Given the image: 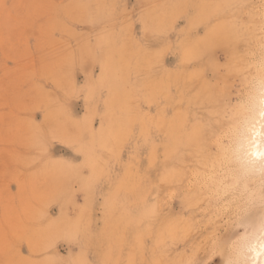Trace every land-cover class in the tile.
I'll return each instance as SVG.
<instances>
[{"label": "rangeland", "instance_id": "374dc122", "mask_svg": "<svg viewBox=\"0 0 264 264\" xmlns=\"http://www.w3.org/2000/svg\"><path fill=\"white\" fill-rule=\"evenodd\" d=\"M261 65L264 0H0V264L253 262L264 165L226 160Z\"/></svg>", "mask_w": 264, "mask_h": 264}, {"label": "bare ground", "instance_id": "6f19581e", "mask_svg": "<svg viewBox=\"0 0 264 264\" xmlns=\"http://www.w3.org/2000/svg\"><path fill=\"white\" fill-rule=\"evenodd\" d=\"M263 60V59H262ZM182 66L185 64V62H183L182 61ZM254 63V62H253ZM186 64H188V63H186ZM185 66L186 65H184V67H182L183 69H185ZM255 66V65H254ZM194 67V66H193ZM252 67V66H251ZM260 67H262V65L260 66ZM105 68H107V67H105ZM247 68V67H246ZM187 69V68H186ZM189 69V68H188ZM240 69V68H239ZM257 69H258V66H257ZM261 70V75L259 76L260 78H258L257 80H256V82H257V84L256 85H253V86H251V92H249L248 93V95L245 97V99H244V101H242V104H243V108L241 107L240 108V110H241V112L239 113L238 111L237 112H235L236 111V109L234 110V112H235V114H234V112H233V114L236 116V115H240L239 117H240V125H239V129H238V131H237V129H236V131H237V135L235 136V143H237L236 145H235V147L233 148L234 150L232 151V155L229 153V155H230V159L229 158H227L228 160H226V162L227 161H229V163L230 162H232L231 160H232V158H234L235 156L237 157L238 156V158H239V160H240V155H242L243 153L245 154V157H247V159L248 160H250L252 163H254V162H260L261 163V165H264V158H261L259 155H258V153L259 152H264V133H262V129L260 128V125L262 124V120H264L263 118H264V116H262L261 115V112H262V109H264V105H262V103H261V101L262 100H264V66L262 67V68H260L259 69V71ZM197 71V70H196ZM257 71V70H256ZM177 72V71H176ZM254 72H255V70H254ZM179 73V72H178ZM181 73H183V72H181ZM195 73V72H194ZM241 73V72H240ZM193 74V73H192ZM203 74V73H202ZM201 74V75H202ZM256 77L259 75L257 72H256ZM177 75V74H176ZM175 75V76H176ZM181 76H182V74H180ZM180 75H179V80H180ZM189 75V74H188ZM194 75H196V73L194 74ZM263 75V76H262ZM204 76V75H203ZM203 76H201L202 78H205V77H203ZM166 77V76H165ZM168 77V76H167ZM198 77V76H197ZM199 77H200V75H199ZM159 79V77H156V82H158L157 80ZM196 79H198V78H196ZM195 79V80H196ZM165 80H167V79H165ZM199 80L200 79H198V82H199ZM202 80V79H201ZM201 80H200V84L201 85H203L202 84V82H201ZM187 81V80H186ZM191 80H189V82H190ZM193 81H194V79H193ZM203 82H204V79L202 80ZM217 81V80H216ZM215 81V82H216ZM196 82V81H195ZM248 82V81H247ZM251 82H253V81H251ZM177 83V81L176 80H174V86H175V84ZM156 84V83H155ZM158 84V83H157ZM195 84V83H194ZM194 84H192V87H193V85ZM200 84H198V85H200ZM178 85V84H177ZM222 85V84H221ZM196 84L194 85V87L192 88V87H190L191 88V90L193 89H195L196 87ZM215 86V85H214ZM155 87V86H154ZM187 86H185V88H186ZM241 87V86H240ZM198 88H199V86H198ZM216 88V87H215ZM172 89V88H171ZM200 89H201V86H200ZM209 89H211V88H209ZM209 89H207L208 91H210ZM222 89V88H221ZM162 90V89H161ZM190 89H189V92L188 93H190V91H191ZM205 90V89H204ZM184 91H186V90H184ZM197 91V90H196ZM208 91H206V92H208ZM169 92V91H168ZM198 92V91H197ZM205 91H202V93H197V94H199L200 96H201V94H204V93H206ZM237 92V91H236ZM239 92V91H238ZM162 93V92H161ZM164 93V92H163ZM177 93V92H176ZM160 94V93H159ZM165 94V93H164ZM181 94V93H180ZM224 94H226L225 92H224ZM168 95V94H167ZM167 95H165V97H167ZM179 95V94H178ZM217 95V94H216ZM232 95V94H231ZM220 96V95H219ZM179 97V96H178ZM196 97V96H195ZM199 97V96H198ZM209 97V96H208ZM224 97H225V95H224ZM200 98V97H199ZM201 98H202V96H201ZM206 98H207V96H206ZM197 99V98H196ZM195 99V100H196ZM204 99V98H203ZM155 100V99H154ZM199 100V99H198ZM197 101V100H196ZM196 101L194 102V103H196ZM204 102V101H203ZM234 102V101H233ZM237 102V101H236ZM175 103H177V102H175ZM179 104H180V102H178ZM160 104V103H159ZM178 104V105H179ZM187 104V103H186ZM241 104V105H242ZM178 105H176L177 107H178ZM215 105V104H214ZM164 106V105H163ZM198 107V106H197ZM190 108V107H189ZM199 108H200V106H199ZM202 108V107H201ZM211 108V107H210ZM165 109V108H164ZM174 109H176V107H174ZM180 109V108H179ZM178 109V110H179ZM204 109V108H203ZM239 109V108H238ZM202 110V109H201ZM173 111V110H172ZM197 112V111H196ZM176 113V112H175ZM204 113V112H203ZM238 113V114H237ZM172 114H173V112H172ZM177 114V113H176ZM196 114H198V113H196ZM202 114V112H200V115ZM230 115L229 117H231V116H234V115ZM174 115V114H173ZM203 115H205V114H203ZM159 116V115H158ZM161 116V115H160ZM234 116V117H235ZM238 117V116H237ZM237 117H236V120H237ZM161 118V117H160ZM232 120H233V117L231 118ZM219 120V119H218ZM160 121V120H159ZM163 121V120H162ZM242 121V122H241ZM171 122V121H170ZM196 122V121H195ZM227 122V121H226ZM236 122H238V120L237 121H235L234 122V124L236 123ZM154 123H156V122H154ZM163 123H164V121H163ZM174 123V122H173ZM172 123V124H173ZM181 123H184V122H181ZM187 123V122H186ZM199 123V122H198ZM245 124V126L243 125V124ZM158 124V123H157ZM165 124V123H164ZM167 124V123H166ZM175 124V123H174ZM222 124H225V123H222ZM233 123H232V121H230V125L234 128V124L232 125ZM239 124V123H238ZM264 124V123H263ZM229 125V126H230ZM237 125V124H236ZM176 126V125H175ZM179 126V125H178ZM198 125H196V127H197ZM225 126H226V124H225ZM171 127V126H170ZM219 128V127H218ZM225 128V127H224ZM224 128H223V130H224ZM228 128V127H227ZM198 129V128H197ZM222 130V128H219V130ZM246 131H248V134H250V140H251V142H248L247 141V139H245V135H247V134H245L246 133ZM158 132H159V130H158ZM250 132V133H249ZM183 133V132H182ZM190 133V132H189ZM196 133V132H195ZM231 133V132H230ZM234 133V132H233ZM166 135H167V133H166ZM169 135V134H168ZM167 135V136H168ZM170 136V135H169ZM234 136V135H233ZM173 137V136H172ZM194 137H195V135H194ZM219 137V136H218ZM165 138V137H164ZM174 138H175V136H174ZM212 138H213V136H212ZM215 138V137H214ZM231 138V137H230ZM196 139V138H195ZM215 140H216V138H215ZM223 140V139H222ZM231 140V139H230ZM193 141V140H192ZM226 141H227V139H226ZM226 141H224V142H226ZM233 141V140H232ZM231 141V142H232ZM191 142V141H190ZM190 142H188V143H190ZM194 142V141H193ZM210 142V141H209ZM213 142V141H212ZM214 143H215V141H214ZM222 144V143H221ZM224 145H225V143H223ZM222 144V145H223ZM227 144V143H226ZM234 144V143H233ZM169 146H168V149H167V160L169 159V161L170 160H172V162L174 163V162H177L178 160H183L184 159V156H186L187 154H185L184 155V151H185V146H186V141L183 139V140H181V139H179V140H172L171 142H170V144H168ZM228 145H230V144H228ZM167 146V145H166ZM226 147H227V145H225ZM231 147H233V146H231ZM231 147H229V148H231ZM187 148H189V147H187ZM186 148V149H187ZM189 150V149H188ZM194 150V149H193ZM229 150V149H228ZM224 151V150H223ZM222 151V152H223ZM225 151H227L226 150V148H225ZM224 151V152H225ZM215 152H218V150L217 151H215ZM221 152V153H222ZM226 153V152H225ZM213 154H215V156L216 155H219L220 153H213ZM222 154H224V153H222ZM228 154V153H227ZM223 156H225V154L223 155ZM240 156V157H239ZM226 157V156H225ZM228 157V156H227ZM242 157H244V156H242ZM244 157V158H245ZM159 158H160V156H159ZM186 158H187V156H186ZM213 158V157H212ZM216 158H219V156H216ZM216 158L214 157V159L216 160ZM243 158V159H244ZM196 159V158H195ZM221 159H222V157H221ZM236 159V158H235ZM234 159V160H235ZM242 159V160H243ZM186 160V159H185ZM220 160V159H219ZM219 160L217 159V161L219 162ZM224 160V159H223ZM212 161V160H211ZM247 161V160H246ZM214 162V161H213ZM245 162V161H244ZM248 162V161H247ZM164 163H168L169 164V162L167 161V162H164ZM193 163V162H192ZM217 162H215V164H216ZM223 163V162H222ZM239 163H241V160L239 161ZM167 164V165H168ZM219 164V163H218ZM233 164H235V163H233ZM237 164V163H236ZM244 164V163H243ZM181 165V164H180ZM192 165V164H191ZM210 165H212V164H210ZM217 165V164H216ZM230 165V164H229ZM248 165V164H247ZM251 166H252V164H250ZM159 166V165H158ZM164 166H166V165H164ZM172 166V165H171ZM176 166V165H175ZM184 166V165H183ZM193 166V165H192ZM191 166V167H192ZM195 166V165H194ZM214 166V165H213ZM222 166V165H221ZM224 166V165H223ZM226 166H227V164H226ZM240 166V165H239ZM242 166V165H241ZM250 166V167H251ZM173 167V166H172ZM181 167H182V165H181ZM198 167V166H197ZM204 167V166H203ZM245 167V166H244ZM255 167V166H254ZM160 168H163V166L162 165H160ZM190 168V167H189ZM211 169L213 168V167H210ZM209 168V169H210ZM252 168V167H251ZM261 168H262V166H261ZM179 169V168H178ZM208 169V168H207ZM208 169V170H209ZM245 169H247L248 170V167L246 168L245 167ZM259 169V168H258ZM202 170H204V168H202ZM231 170V169H230ZM252 170H253V168H252ZM261 169H259V171H260ZM187 171V170H186ZM216 171H218V170H216ZM237 171V170H236ZM250 172H251V170H249ZM219 172H220V174H221V171L219 170ZM204 173V172H203ZM208 173V172H207ZM216 173V172H215ZM253 173H254V170H253ZM256 173V172H255ZM189 174V173H188ZM188 174L186 175L185 174V172H183V173H172L171 175H169L168 176V178H167V181L168 182H170L171 183V186H172V188H173V193H175V194H177L178 196H179V194H181L182 195V198H181V200H180V203H181V205L183 206V205H186L187 204V202L189 201V198H185V196L187 195V193H189V190H190V187H192L193 186V184L195 183V182H193V184H192V186L189 184V182H190V178H193L192 176H188ZM230 174V173H229ZM246 174V173H245ZM202 175V174H201ZM214 175V174H213ZM228 175V174H227ZM231 175V174H230ZM242 175H244V174H242ZM246 175H248V174H246ZM263 175V174H262ZM261 175V176H262ZM220 176V175H219ZM222 176H224V175H222ZM241 176V175H240ZM259 176V175H258ZM202 177H203V175H202ZM215 177H216V175H215ZM231 178L230 179H232V176H230ZM249 177H251V176H249ZM210 178V177H209ZM221 178V177H220ZM234 178V177H233ZM235 178H236V176H235ZM234 178V179H235ZM214 179V178H213ZM224 179V178H223ZM226 179V178H225ZM225 179L223 180V181H225ZM229 179V180H230ZM240 179V178H239ZM245 179V178H244ZM200 180V179H199ZM237 180V179H236ZM235 180V182H237ZM248 180V179H247ZM262 180V179H261ZM196 181H197V179H196ZM232 182H233V180H232ZM262 182V181H261ZM162 183L163 182H161V185H162ZM192 183V182H191ZM202 183V182H201ZM220 184V183H219ZM222 184H223V182H222ZM236 184V183H235ZM165 185V184H164ZM164 185H162L165 189H164V191L166 190V187L164 186ZM167 185V184H166ZM201 185V184H200ZM233 185V184H232ZM259 185V184H258ZM159 186V191L160 190H162L163 189V187L161 188L160 187V184L158 185ZM168 186H169V184H168ZM198 186V185H197ZM226 186V185H225ZM225 186H224V189H225ZM121 187V186H120ZM194 187V186H193ZM222 187H223V185H222ZM229 187V186H228ZM124 188V187H123ZM167 188H170L169 190H171L172 188L171 187H167ZM207 188H208V185H207ZM257 188V187H256ZM158 189V188H157ZM215 189V188H214ZM227 189V188H226ZM168 190V191H169ZM213 190V189H212ZM216 190V189H215ZM221 190H223V188L221 189ZM253 190V189H252ZM258 190V189H257ZM263 190V189H262ZM130 191V190H129ZM246 191V190H245ZM160 192H162V191H160ZM166 192V191H165ZM169 192H171V191H169ZM169 192H167V193H169ZM252 192V191H251ZM156 193H158V191H156ZM243 193V192H242ZM263 193V192H262ZM158 194H161V193H158ZM212 194V193H211ZM222 195H223V193H221ZM225 194V193H224ZM249 194V193H248ZM165 195V194H164ZM166 195H168V194H166ZM170 196H171V194H170ZM218 196V195H217ZM241 196V195H240ZM160 196H158V198H159ZM161 197H162V195H161ZM168 197H169V195H168ZM205 197V196H204ZM204 197H202L203 199H204ZM221 197V196H220ZM219 197V198H220ZM224 197H225V195H224ZM258 197H259V195H258ZM167 197L165 196V198H163V199H166ZM210 198H211V196H210ZM218 198V199H219ZM156 199H157V197H156ZM163 199H162V201H163ZM168 199V198H167ZM169 199H170V197H169ZM207 199V198H206ZM213 199V198H212ZM217 198H215V200H216ZM258 199V198H257ZM197 200V199H196ZM252 200V199H251ZM259 200H261L260 198H259ZM157 201V200H156ZM166 201V200H165ZM218 201V200H217ZM250 201V200H249ZM212 202H214V201H212ZM159 202L157 201V204H158ZM199 203V202H198ZM201 203H203V200L201 201ZM209 203H210V201L208 202V205H209ZM259 203V202H258ZM197 204V203H196ZM257 204V203H256ZM255 204V205H256ZM213 205V204H212ZM243 205V204H242ZM248 205V204H247ZM262 205V204H261ZM194 206V205H193ZM251 206V205H250ZM263 206V205H262ZM192 207V206H191ZM253 207V206H252ZM257 207H258V205H257ZM188 208V207H187ZM189 208H190V206H189ZM256 208V207H255ZM260 208V207H259ZM157 209V208H156ZM251 209H253V208H251ZM258 209V208H257ZM202 210V209H201ZM201 210H197V212L198 211H201ZM259 210H261V209H259ZM263 210V209H262ZM261 210V211H262ZM207 211V210H206ZM264 211V210H263ZM150 212H152V211H150ZM169 212V211H168ZM143 213V211L140 213V211H139V216L140 215H143L142 214ZM170 213V212H169ZM251 213V212H250ZM255 213V212H254ZM215 214V213H214ZM258 214H259V212H258ZM264 214V213H263ZM168 216H170L169 214H168ZM168 216H166V217H168ZM193 216V215H192ZM198 216V215H197ZM217 216V215H216ZM259 216H260V214H259ZM262 216L263 215H261V218L260 217H258V215H253V216H247L245 219H244V222H246V223H248L249 224V229H251V231H250V233L252 232V236L255 238L256 236H262L263 235V237H260V240H257L258 239V237H256L257 239H254V238H251L250 236V238H248V239H253L252 241H253V246H252V244H250L252 241H248L249 243H246L245 241V244H247V247H249L251 250H252V252H253V255H255V257L257 258V257H259V262H260V259H261V264H262V261H263V264H264V254H261V249H260V247H259V245H260V243H261V238H264V225H263V223L261 222V220L262 221H264V217L262 218ZM163 219H164V217H162ZM155 220V219H154ZM152 221H153V219H152ZM240 221V220H239ZM239 223V222H238ZM152 224V223H151ZM246 225V224H245ZM150 226V225H149ZM239 226V225H238ZM240 226H241V224H240ZM166 227V226H165ZM164 228V227H163ZM245 231V230H244ZM245 233V232H244ZM156 234V233H155ZM261 234V235H260ZM248 235H249V231H248ZM246 236V235H245ZM232 238V237H231ZM240 238V237H239ZM246 238V237H245ZM246 241H247V239H245ZM252 248H251V247ZM240 247V246H239ZM243 247V246H242ZM245 247V246H244ZM245 250L247 249V248H244ZM241 250V249H240ZM239 250V251H240ZM243 250V249H242ZM244 251V250H243ZM248 251H250L249 249L247 250V254H248ZM244 253V252H243ZM246 254V255H247ZM246 255H245V258H246ZM250 256H252V253H251V255ZM248 258H249V255L247 256ZM254 257V258H255ZM236 258V257H235ZM253 258V257H252ZM251 258V259H252ZM253 258V259H254ZM254 259L253 260V262L255 261V260H257V259ZM250 261H252V260H250ZM237 262V261H236ZM242 262H244V261H242ZM253 262H251L250 264H252ZM249 263V262H248ZM237 264V263H236ZM247 264V263H246Z\"/></svg>", "mask_w": 264, "mask_h": 264}, {"label": "snow or ice", "instance_id": "6c2138e0", "mask_svg": "<svg viewBox=\"0 0 264 264\" xmlns=\"http://www.w3.org/2000/svg\"><path fill=\"white\" fill-rule=\"evenodd\" d=\"M261 103H262V105H264V100H262ZM261 115L264 116V109H262ZM258 155H259L261 158H264V152H259ZM259 247H260V249H261V254H264V238H262Z\"/></svg>", "mask_w": 264, "mask_h": 264}]
</instances>
